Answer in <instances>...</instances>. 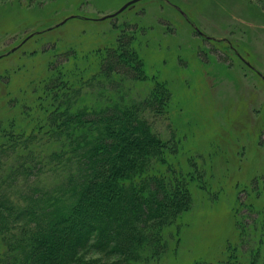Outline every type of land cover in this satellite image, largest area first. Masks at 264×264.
Returning <instances> with one entry per match:
<instances>
[{"label":"rangeland","instance_id":"obj_1","mask_svg":"<svg viewBox=\"0 0 264 264\" xmlns=\"http://www.w3.org/2000/svg\"><path fill=\"white\" fill-rule=\"evenodd\" d=\"M131 1L0 0V195L23 203L34 183L15 177L24 145L60 149L45 132L24 142L32 126L134 111L159 143L143 176L178 182L190 203L122 256L89 247L83 261L264 264V0H140L101 20ZM56 169L41 188L73 170ZM11 254L0 242V264Z\"/></svg>","mask_w":264,"mask_h":264},{"label":"trees","instance_id":"obj_2","mask_svg":"<svg viewBox=\"0 0 264 264\" xmlns=\"http://www.w3.org/2000/svg\"><path fill=\"white\" fill-rule=\"evenodd\" d=\"M118 63L122 68L126 61ZM108 111L80 110L58 120L51 115L47 125L32 126L34 134L24 142L45 132L44 139L57 141L60 149L44 153L39 139L41 159L36 148L24 145L25 160L13 168L15 177L21 171L25 179L33 176L34 183L22 195L23 203L0 195V242L12 253L7 264H92L82 259L89 247L122 256L131 242L142 241L147 227L170 224L190 203L188 190H180L178 182L158 174L143 176L141 166L158 154L159 143L136 112ZM93 114L98 116L89 118ZM55 167L73 170L53 189L41 188L36 177L53 174Z\"/></svg>","mask_w":264,"mask_h":264},{"label":"water","instance_id":"obj_3","mask_svg":"<svg viewBox=\"0 0 264 264\" xmlns=\"http://www.w3.org/2000/svg\"><path fill=\"white\" fill-rule=\"evenodd\" d=\"M140 0H133L131 2H129L128 4H126L124 7H122V9L120 11H118V13L116 14H111V15H107L105 17H103L101 20H104V19H107V18H110V17H114L115 15L119 14L120 12L124 11L125 9H127L129 6H131L132 4L136 3V2H139ZM68 19H66L65 21H63L62 23L56 25L57 27L64 24ZM247 65L250 66L249 63H247Z\"/></svg>","mask_w":264,"mask_h":264}]
</instances>
